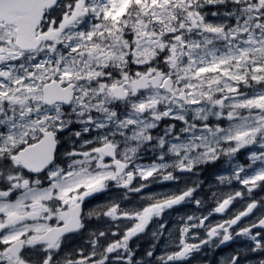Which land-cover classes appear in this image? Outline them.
Returning <instances> with one entry per match:
<instances>
[{
	"label": "snow or ice",
	"instance_id": "1",
	"mask_svg": "<svg viewBox=\"0 0 264 264\" xmlns=\"http://www.w3.org/2000/svg\"><path fill=\"white\" fill-rule=\"evenodd\" d=\"M258 192L264 0H0V264H264Z\"/></svg>",
	"mask_w": 264,
	"mask_h": 264
},
{
	"label": "flooded vegetation",
	"instance_id": "2",
	"mask_svg": "<svg viewBox=\"0 0 264 264\" xmlns=\"http://www.w3.org/2000/svg\"><path fill=\"white\" fill-rule=\"evenodd\" d=\"M163 128V127H162ZM154 135H155V132L153 133ZM151 158H152V153H146V155H145V158H144V160H142L141 162L142 163H149L150 162V160H151ZM192 179H197L196 177H193ZM198 179L199 180H201V181H206L207 180V175L205 174V173H202L199 177H198ZM207 188H208V185H207ZM213 189V188H212ZM212 190H207V191H204V192H202V198H204V199H207V202L204 204V206H203V208H200L199 209V211L200 212H202L203 210H207L208 211V209H209V200H211L210 199V196L208 195L210 192H211ZM109 195H112V193H109V194H101V195H99L98 197H97V199H95V200H92L88 205H87V207L88 208H91V207H93V206H95L96 204H98V203H101V202H103L106 198H107V196H109ZM134 200H136L137 199V197H132ZM212 202V205H213V207L215 206V203H214V201L212 200L211 201ZM186 205H190V208L192 209V208H196L194 205H191V204H186ZM236 207L237 208H239L240 207V205L239 204H237L236 205ZM188 208V207H187ZM178 212H175V215L174 216H176V214H177ZM174 216L173 215H171L170 216V218H169V227H171L172 226V224L175 222L174 221ZM80 241H79V239H77V240H75L73 243H79ZM150 242H151V238H150V236H142L139 240H134L133 242H132V244H133V246H135L136 244H139L140 245V248L141 249H145V248H147L148 247V245L150 244ZM240 242H244V241H239L238 243H240ZM236 244H234L233 245V247H239V246H235ZM227 248H225L224 249V251L226 250ZM217 251H220L219 249H217ZM219 255H217V257H218ZM210 258H212L210 255L209 256H207V257H204V256H201V255H196V256H194L193 258H192V260L190 261V264H200V261H207V260H209Z\"/></svg>",
	"mask_w": 264,
	"mask_h": 264
},
{
	"label": "rangeland",
	"instance_id": "3",
	"mask_svg": "<svg viewBox=\"0 0 264 264\" xmlns=\"http://www.w3.org/2000/svg\"><path fill=\"white\" fill-rule=\"evenodd\" d=\"M245 156H246V153H244L243 151L240 153V154H238V156H237V161L239 162V163H245L246 161H245ZM231 169H230V167H229V165H228V163H227V160H226V164L225 165H222V169L217 173V174H227V172H229ZM211 184V183H210ZM154 185H156V184H153L152 186H151V189H153V187H154ZM157 187V189L154 191V192H160V191H166V190H169V189H172V188H174L175 187V185H173V184H171L170 183V186H168L167 185V183L165 184V185H163V186H156ZM232 188H236V187H239V185H236L235 183L231 186ZM221 188H222V190H224V191H228L229 189H228V187H225V186H221ZM215 190V189H214ZM217 190V189H216ZM215 190V191H216ZM258 196L259 195H264V193H259L258 192V194H257ZM212 200H210V204H209V209H208V211H210L212 208H213V205H212V202H211ZM184 212H188V213H190V214H193V213H195V214H197V215H199V214H201V213H204L203 211L202 212H200L199 211V209H187V210H185ZM184 212H180V214L181 213H184ZM178 218V216H175L174 217V220L176 221V219ZM211 219L213 220V221H215V220H219V219H221V216H219V215H213V217H211ZM198 264V263H197Z\"/></svg>",
	"mask_w": 264,
	"mask_h": 264
},
{
	"label": "trees",
	"instance_id": "4",
	"mask_svg": "<svg viewBox=\"0 0 264 264\" xmlns=\"http://www.w3.org/2000/svg\"><path fill=\"white\" fill-rule=\"evenodd\" d=\"M220 161L221 160H219L218 162H216L215 165L208 166V171L210 173H215L219 169Z\"/></svg>",
	"mask_w": 264,
	"mask_h": 264
}]
</instances>
